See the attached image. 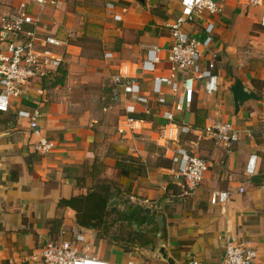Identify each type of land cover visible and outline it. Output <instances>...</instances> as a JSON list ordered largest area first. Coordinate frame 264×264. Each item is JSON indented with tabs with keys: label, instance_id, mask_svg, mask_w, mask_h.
<instances>
[{
	"label": "crops",
	"instance_id": "obj_1",
	"mask_svg": "<svg viewBox=\"0 0 264 264\" xmlns=\"http://www.w3.org/2000/svg\"><path fill=\"white\" fill-rule=\"evenodd\" d=\"M217 3L216 15L197 17L183 32L203 41L205 26L213 25L210 48L219 52L215 70L218 92L207 96L202 82H196L192 103L182 111L173 109L168 87H162L165 105H158L152 93L153 78L170 74L167 26L179 13L175 0L165 19L149 21L135 0H58L56 6L42 9L46 34L66 40V75L62 85L44 88L43 99L31 93L30 100H14L8 113H0V264H34L29 258L35 249L55 239L64 240L65 235L71 238L76 232L89 243L91 230L79 227L75 211L58 204L85 196L97 186L108 187V202L122 199L129 204L125 208L108 207L107 203L108 209L128 212L139 208L144 222H134H140L142 231L133 222L134 230L144 233L149 229L152 240L158 241L155 249H140L139 253L118 249L125 258L121 264L129 260L135 264H188V257L199 264H221L227 242L246 243L264 262L262 8L243 0ZM9 9L0 7V17ZM154 48L161 50L154 72H136L141 90L150 97L152 115L145 118L147 123L139 134L121 133L118 122L125 102L116 94L111 77L121 63H140ZM107 53L112 56L106 58ZM177 75L185 76L182 72ZM236 80L254 96L237 112L230 92ZM33 109L41 114L37 123L40 136L54 144L46 155L34 150L38 137L17 116L19 110ZM166 110L173 113L174 123L189 129L167 144L162 138ZM216 123L231 124L238 131L239 140L229 154L206 132ZM176 150L196 155L208 165L202 185L192 195L185 194L177 165L170 160ZM251 155L257 157L256 174L248 179L245 167ZM121 161L136 172L120 173L116 163ZM213 192H229L226 203L211 205ZM145 208L150 209V217L162 219L163 228L145 226L141 211ZM160 246L169 262L160 258ZM94 255L108 261L100 253Z\"/></svg>",
	"mask_w": 264,
	"mask_h": 264
},
{
	"label": "built area",
	"instance_id": "obj_2",
	"mask_svg": "<svg viewBox=\"0 0 264 264\" xmlns=\"http://www.w3.org/2000/svg\"><path fill=\"white\" fill-rule=\"evenodd\" d=\"M84 0H65L66 3ZM179 7L177 17L167 28L171 42L167 51V60L171 68L168 76L153 78L152 93L156 95V103L165 105L162 87H168L173 97V109L182 111L190 106L193 100L196 82H202L207 96L218 92L219 79L215 74L219 52L211 50L213 25L205 26L206 38L196 40L183 32L187 24H191L202 15L208 17L218 13V0H175ZM240 1V0H236ZM252 7H261L259 26L264 33V0H243ZM58 0H16L15 5L0 17V113H8L14 100L19 98L28 101L34 93L39 99L45 96L43 82L49 80L56 71L65 64L64 50L66 40L46 34V26L42 9L56 6ZM109 8H113L108 4ZM120 21L119 16H114ZM206 50V51H205ZM160 48L150 50L145 60L140 63H121L118 72L111 77L116 94L124 99L123 115L118 122L121 133L139 134L147 123L146 117L152 115L150 97L141 90L136 72L153 73L159 63ZM112 54H105L110 58ZM184 73L180 78L177 74ZM38 83L36 88L31 84ZM138 106L140 108H138ZM17 116L27 122L32 135L38 137L34 150L41 155L50 153L54 144L41 137L38 120L39 109L31 111L19 110ZM166 124L163 127L165 144L177 139L178 133L186 134L189 129L174 123V115L166 110L162 115ZM206 132L216 146H221L226 154L231 152L233 144L238 142V131L228 123H216ZM170 160L177 165L176 174L183 180L185 194L192 195L203 183L208 171L207 163L200 157L184 150H176ZM257 157L248 158L245 174L251 179L256 174ZM264 188V184H263ZM244 189L239 188V193ZM229 192H213L211 205H223ZM86 237L76 232L69 240H52L34 250L29 261L34 264H110L96 257L85 249ZM262 256L246 243L227 242L221 264H264ZM188 264H199L194 258L188 257ZM128 264H135L129 260Z\"/></svg>",
	"mask_w": 264,
	"mask_h": 264
},
{
	"label": "rangeland",
	"instance_id": "obj_3",
	"mask_svg": "<svg viewBox=\"0 0 264 264\" xmlns=\"http://www.w3.org/2000/svg\"><path fill=\"white\" fill-rule=\"evenodd\" d=\"M170 2H172V0H146L143 5H140L141 8L144 9L145 14L149 16V18H145L146 21L153 19V17H161L162 19H165L167 17L165 12L170 8ZM13 3L14 0H0V7L3 9L8 7L12 8L13 5L11 4ZM100 13L102 15V11ZM153 23L154 21L152 20L151 23L149 22L148 26L152 25ZM134 229L135 228L133 226L128 225L125 221L120 220L116 214H111L107 217V229H102L100 231L91 230V234L87 233V235H89L91 238L85 249H87L90 254L97 252L100 253V255H103L108 261H112L114 264H121L125 261V258L124 255L118 251V249L124 253L132 254L139 253L140 249L153 250L156 248L158 241L151 240L152 235L149 229L144 231L145 235L142 240L129 242L127 239L130 238L128 232L129 230L131 231ZM70 230L71 229L69 228L66 230V232H70ZM116 238L117 241H115ZM64 239L69 240L70 238L68 235H65ZM144 241L149 242H147L148 244L145 245Z\"/></svg>",
	"mask_w": 264,
	"mask_h": 264
},
{
	"label": "trees",
	"instance_id": "obj_4",
	"mask_svg": "<svg viewBox=\"0 0 264 264\" xmlns=\"http://www.w3.org/2000/svg\"><path fill=\"white\" fill-rule=\"evenodd\" d=\"M145 29L146 28L143 30ZM65 75L66 71L64 65H62L56 73L52 75L49 81L45 80L43 82V87L48 90L58 85H62ZM116 168L119 169L120 173H125L126 170H128L129 173L136 172L133 168L127 169L124 165V161L117 162ZM108 199V187L97 186L94 191L85 196H77L68 200H61L58 205L60 207H68L75 211L76 224L79 227L89 230L100 231L102 229H107V217L111 214H116L120 220L125 221L131 226L134 221L144 222L139 208L129 209L128 212L119 211L114 207L108 209ZM128 235L130 236V238H127L129 242H134L135 240H142L145 234L143 232H137L136 230H129ZM115 241H117V238ZM147 242L149 241H144L145 245L148 244Z\"/></svg>",
	"mask_w": 264,
	"mask_h": 264
},
{
	"label": "water",
	"instance_id": "obj_5",
	"mask_svg": "<svg viewBox=\"0 0 264 264\" xmlns=\"http://www.w3.org/2000/svg\"><path fill=\"white\" fill-rule=\"evenodd\" d=\"M135 1L137 3L143 5L146 0H135ZM230 92L232 95L235 112L238 111V109L243 104V102L254 98L253 94L248 93L246 90H244V88H243V86L239 80H236L234 82L233 86H231V88H230ZM118 205H123L125 208H127L129 206V204L127 202H124V200H122V199H120L119 201L114 199V200L108 202V207L118 206ZM141 211L146 216V222H145L146 227L158 225L160 228H163L164 224L162 222V219L160 217H157V218L150 217V209L149 208L141 209ZM134 226L138 231H142V228H140V222H134ZM156 236H157V238H160L161 233L158 232L156 234ZM158 254L163 261L169 262L166 254L164 252L163 246H160V248L158 250Z\"/></svg>",
	"mask_w": 264,
	"mask_h": 264
}]
</instances>
